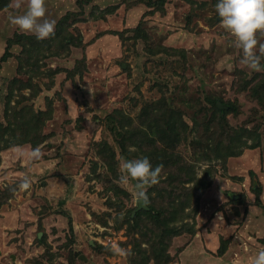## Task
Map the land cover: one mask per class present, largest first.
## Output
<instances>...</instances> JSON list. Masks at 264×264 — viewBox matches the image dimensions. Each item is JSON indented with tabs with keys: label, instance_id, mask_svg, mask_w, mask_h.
<instances>
[{
	"label": "rangeland",
	"instance_id": "rangeland-1",
	"mask_svg": "<svg viewBox=\"0 0 264 264\" xmlns=\"http://www.w3.org/2000/svg\"><path fill=\"white\" fill-rule=\"evenodd\" d=\"M217 2L46 0L45 18L56 24L44 40L10 22L26 0L19 10L13 0L0 8V56L16 33L31 36L10 42L0 60V264H138L157 246L169 254L161 264H178L184 244L213 231L216 244L205 250L220 256L227 250L218 247L230 245L231 264L264 249V206L252 189L260 184L264 203V72L240 63ZM214 99L227 109L215 112ZM115 110L125 127L164 112L187 124L173 148L181 178L163 167L147 188L149 202L166 208L160 221L149 212L134 218L141 208L132 214L136 182H121V158L150 148L138 137L140 147L122 152ZM235 135L244 141L238 155L205 157ZM25 176L31 184L22 190ZM164 229L174 234L154 244ZM114 244L132 255H115Z\"/></svg>",
	"mask_w": 264,
	"mask_h": 264
},
{
	"label": "clouds",
	"instance_id": "clouds-1",
	"mask_svg": "<svg viewBox=\"0 0 264 264\" xmlns=\"http://www.w3.org/2000/svg\"><path fill=\"white\" fill-rule=\"evenodd\" d=\"M24 3L25 0H13L11 7L19 10ZM26 4L22 14H10L11 24L22 32L34 34L37 40L54 36L56 21L45 18L46 0H26ZM215 9L221 27L234 38V46L242 50L240 63L254 71L264 72V67H261L264 57V42H261V38H264V0H218ZM38 153L39 149L33 155ZM162 169V164L153 167L148 157L131 160L121 158L120 180L124 184L135 181L136 196L147 204V188L160 182ZM30 184L29 178L25 176L19 187L26 190ZM111 251L125 259L132 255L131 249L122 248L119 244L112 245ZM248 264H264V249L250 258Z\"/></svg>",
	"mask_w": 264,
	"mask_h": 264
},
{
	"label": "trees",
	"instance_id": "trees-1",
	"mask_svg": "<svg viewBox=\"0 0 264 264\" xmlns=\"http://www.w3.org/2000/svg\"><path fill=\"white\" fill-rule=\"evenodd\" d=\"M8 0H0V8L4 7L6 5ZM27 39L29 40V38H31L30 35H27L25 33H16L15 35H13V37L8 39V44L6 45V49L1 53L0 56V60H4L7 58V56L9 55V50L8 47L10 44V42H17L21 39ZM216 101L217 99L211 100V102L213 103V108L215 110V112H217L218 114L220 113V108L217 107L216 105ZM220 102L222 104H224V101L220 100ZM226 105V104H224ZM227 107L224 108V110H226ZM120 110H115V114L113 115L112 113V119L116 121L117 125H112L111 128H115L117 127L116 133L119 137H117V143L120 146L122 152H127L126 151V147L130 144L133 146L137 145L136 139H138V137H140V139H142L141 141L144 142V144L146 145V147H149L150 150L148 149V152H146L145 157H148L150 162L153 163L155 166H157L159 163L163 165L164 168H169V169H176V172H172V174H170L171 178H181V171L182 168L184 170V163L182 162V158L173 151L174 146L181 140V137L183 135V133H185L186 131V127L187 124L182 120V118L180 117V115H178V117L176 118V115L174 114V112L171 113H162V115H155L151 122H147L145 124H142L136 128L130 127V126H124L121 122L122 120H118L116 115L120 114ZM210 121V120H209ZM147 125V127H146ZM146 129L149 130V132L146 133ZM205 131H207L208 128V124L205 127ZM116 129V128H115ZM207 133V132H206ZM144 138V140H143ZM218 141L221 142L222 145L221 148L218 145H214L212 147H208L206 149H209L208 151H205V157H211V154H213L212 156L214 157H226V156H234V155H238L240 153V151L238 150V148L241 146V143L244 141H241L240 137L235 135L234 138L231 139V137L228 138L227 142L222 143L221 139H217ZM234 140H238L240 141V143L235 144ZM255 144L252 145H248V147H252ZM138 147H140V145H137ZM112 150V149H111ZM110 150V151H111ZM107 151L105 154H107L106 156H110V154H108ZM143 151V150H142ZM112 156V155H111ZM154 166V167H155ZM185 179H188V177H186ZM190 179V178H189ZM188 179V180H189ZM184 181V180H183ZM202 183L200 185H205L208 184L209 181H206V179L202 178ZM257 182L252 184V189L253 191L256 193V199H255V203L261 206H264V203H262L258 197V195L260 194L261 191V187L260 184H257ZM170 193V192H169ZM171 201L174 200V198L172 197L170 199ZM149 201V200H148ZM148 208H141V210L136 211V214L134 215V218H137V216L143 212L145 213H151L152 215V219H154L155 221H160L161 219V215L162 213H164L166 211V208L163 206L161 207H157L155 206L153 203L148 202L147 203ZM167 221V219H166ZM165 225L167 224L166 222H163ZM171 229V228H170ZM170 232H168L167 229H164L163 232H161L160 234L156 235V237H158V240L154 241L155 243L158 242H162V239L167 240L166 242L168 243V241L170 240V236L174 233L171 234V230H169ZM176 234V233H175ZM169 238V240H168ZM262 242L264 243V235L261 237ZM225 245L221 244L218 247V252H223L225 250ZM164 250H162L159 246H157L156 250H152V254L150 255H146V256H142L141 257V261L137 262L139 263H144L145 261H148V259H150L151 257L155 260L156 264H161V256H163V260H167L169 258V254L166 252V248L163 247ZM152 255V256H151ZM161 259V260H160Z\"/></svg>",
	"mask_w": 264,
	"mask_h": 264
},
{
	"label": "crops",
	"instance_id": "crops-1",
	"mask_svg": "<svg viewBox=\"0 0 264 264\" xmlns=\"http://www.w3.org/2000/svg\"><path fill=\"white\" fill-rule=\"evenodd\" d=\"M246 218L247 219L244 220L245 224H250V222L252 221V217H250V214ZM214 233L215 232L213 231L210 234L208 233L203 234V236L201 235V233L200 235L197 234L194 237V239L184 244V246L176 254L177 255L176 257H178V261H179L178 264H231L232 262H234L229 260L232 259V255L230 252L231 251L230 245H228L229 248L226 247L225 250L227 251L220 256H213L205 250L206 245L216 244L215 240L217 241V236L214 235ZM192 248H193V252H189L192 250ZM186 255L192 256L193 258L187 259L185 257ZM225 255L227 256L224 257ZM211 257L216 258L217 261H211L212 259Z\"/></svg>",
	"mask_w": 264,
	"mask_h": 264
},
{
	"label": "water",
	"instance_id": "water-1",
	"mask_svg": "<svg viewBox=\"0 0 264 264\" xmlns=\"http://www.w3.org/2000/svg\"><path fill=\"white\" fill-rule=\"evenodd\" d=\"M216 105H217V107H219L221 110H223V108H225V106H226V105L222 104L221 102H219L218 100L216 101ZM140 208H148V206H147V204H145V203L143 202L142 199L137 198V199H136V205H135V208H134L132 214L134 213V211H136V210H138V209H140ZM38 236H40V233H38Z\"/></svg>",
	"mask_w": 264,
	"mask_h": 264
}]
</instances>
